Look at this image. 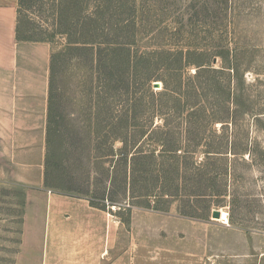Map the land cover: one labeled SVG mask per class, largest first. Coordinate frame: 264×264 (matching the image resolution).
I'll return each mask as SVG.
<instances>
[{"label": "rangeland", "instance_id": "374dc122", "mask_svg": "<svg viewBox=\"0 0 264 264\" xmlns=\"http://www.w3.org/2000/svg\"><path fill=\"white\" fill-rule=\"evenodd\" d=\"M56 3L34 0L24 11L30 35L51 47L60 95L62 118L51 127L47 147L50 184L61 191L96 190L100 168L89 159L94 137L103 140L105 129L93 128V118L98 116L102 125L128 110L130 125L142 127L147 117V99L142 96L147 73L151 68L167 71L164 79L173 88L178 90L179 82L182 89L195 86L212 108L214 123L210 126L200 118L201 133L236 143L234 152L220 160L206 161L203 147L191 148L196 152L187 156L211 169L209 185L215 195L205 197L204 203L179 197L167 212L140 208L142 197H124L121 192L117 197L121 210L107 200L90 198L121 216V221L132 211L129 233L135 264H264V0H68L60 14ZM93 22L99 26L96 31ZM92 38L128 43L116 49L117 57L174 60L171 65L141 63L127 72L117 58L112 69L97 74L91 52L74 48L80 45L74 43ZM127 77L129 102L122 89L111 92L109 100L104 97L106 80L118 89ZM154 83L160 87L154 88ZM162 88V81L152 82L155 92ZM154 124L162 122L154 119ZM183 141L181 145H189L187 138ZM195 180L189 175L178 179L182 184ZM25 194L21 187L0 183V264H15ZM181 200L189 203L190 213L203 217L182 216ZM213 210L225 212L227 222L213 219Z\"/></svg>", "mask_w": 264, "mask_h": 264}, {"label": "trees", "instance_id": "16d2710c", "mask_svg": "<svg viewBox=\"0 0 264 264\" xmlns=\"http://www.w3.org/2000/svg\"><path fill=\"white\" fill-rule=\"evenodd\" d=\"M31 1L34 0H17L16 40L45 42L44 40L34 39L30 35V23L26 20L24 11L28 9L27 7H29V2ZM67 2L68 0H57L56 5L59 14L66 11ZM93 23V30H98L99 26L97 22ZM74 44H80L79 47H74L76 50L91 52L92 66L97 74L102 73V70L112 69L116 64L117 58L123 60V66L127 72L131 71V66L135 67V65L138 66L141 63L154 65L158 64V62L159 64H163V61H169L171 65V62L174 60V58L164 60L160 57H141L140 60L136 61L137 59L130 55H119L117 57L114 54L117 51L116 49L128 47V43L102 42L98 38ZM54 70V60L51 59L47 113V147L51 127L57 123L58 118H62L58 111L60 95L57 92L53 78ZM165 72L167 71L151 68V71L147 73L148 75L145 78L143 86L145 95L141 94L147 99V117L142 127L136 124L130 125L131 117L128 110L119 116L109 117L106 122L103 121L102 125L98 121V116L93 118V128L98 129L103 127L105 129L104 135H102L103 140L99 138L97 140L94 137V145L91 150L93 157L89 159L91 165H96L100 168L101 177L97 180L96 190L90 191L88 189L85 193H79L73 191L71 188L67 189V191L54 188L50 184L48 175L47 152L44 172L45 188L58 193L86 197L93 206L102 210H105V208L96 204L94 198L90 197H97L95 199L99 202L107 200L110 204L121 210V203L117 200L121 192L124 194V197H142L144 202L137 204L140 208L158 212H167L169 204L179 197H195V203H204L206 202L205 197H213L215 195L214 189L212 185H209L211 169L207 165L191 161L187 156L193 155L194 152L200 150V147H203L206 161L220 160L223 158L221 156L227 154V152H234L236 143L230 140L225 141L215 133L202 134L200 126L203 119L200 118L208 121L210 126L213 125L212 108H208L209 105L200 98V93H198L195 86L190 85L186 89H182L179 82V89L173 88L164 79ZM159 80L162 81L163 88L162 91L155 92L152 89V82ZM112 84L111 80H106L102 84V89L105 90V93H103L104 97L109 100L112 97L111 92L115 91V89L116 91H121L122 89V96L125 97L126 102H129L131 97L129 78L127 77L124 82L122 81V87L118 86V89L116 86L112 87ZM183 117L186 119L183 128H180L182 124L180 121H182ZM196 118H198V121H195ZM154 119L161 120L162 124L155 125ZM182 129H184L183 134ZM181 138L183 140L187 138L189 145H181L184 143L183 140H180ZM116 143L120 144V147L116 148ZM191 148L196 151H190ZM237 151L242 152L243 150L239 151L237 149ZM186 175H189L190 178H195L196 180L192 181L194 183L185 182L182 184L178 181L180 177ZM184 203L186 202L181 200V205L179 206V213L182 216L195 219L203 217L195 211L190 213L186 209L189 203L187 205ZM130 209L131 207L128 209L129 213ZM129 218L128 215L124 221H128ZM121 219L123 218L121 217Z\"/></svg>", "mask_w": 264, "mask_h": 264}, {"label": "crops", "instance_id": "0c3cea01", "mask_svg": "<svg viewBox=\"0 0 264 264\" xmlns=\"http://www.w3.org/2000/svg\"><path fill=\"white\" fill-rule=\"evenodd\" d=\"M16 24L17 0H0V183L26 192L15 264H135L132 211L44 186L51 47L17 41Z\"/></svg>", "mask_w": 264, "mask_h": 264}, {"label": "water", "instance_id": "95a60500", "mask_svg": "<svg viewBox=\"0 0 264 264\" xmlns=\"http://www.w3.org/2000/svg\"><path fill=\"white\" fill-rule=\"evenodd\" d=\"M153 87L154 88H159L160 84L159 83H154ZM211 216H212L213 219H217L218 220L221 217V212L218 211V210H213Z\"/></svg>", "mask_w": 264, "mask_h": 264}, {"label": "bare ground", "instance_id": "6f19581e", "mask_svg": "<svg viewBox=\"0 0 264 264\" xmlns=\"http://www.w3.org/2000/svg\"><path fill=\"white\" fill-rule=\"evenodd\" d=\"M227 214L225 212H221V217L220 219H218V221H221V222H227Z\"/></svg>", "mask_w": 264, "mask_h": 264}]
</instances>
